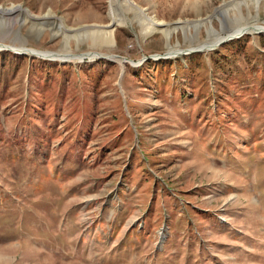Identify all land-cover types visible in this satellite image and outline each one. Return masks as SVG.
Instances as JSON below:
<instances>
[{"label": "rangeland", "instance_id": "rangeland-1", "mask_svg": "<svg viewBox=\"0 0 264 264\" xmlns=\"http://www.w3.org/2000/svg\"><path fill=\"white\" fill-rule=\"evenodd\" d=\"M133 1L0 0V264H264V0Z\"/></svg>", "mask_w": 264, "mask_h": 264}, {"label": "bare ground", "instance_id": "bare-ground-1", "mask_svg": "<svg viewBox=\"0 0 264 264\" xmlns=\"http://www.w3.org/2000/svg\"><path fill=\"white\" fill-rule=\"evenodd\" d=\"M260 1L261 0H229V1H223V3L220 4V6L217 9L220 10V12L222 14H225V17H224L225 19L231 20L232 18H241L242 17V15H241L242 13H240L241 11L239 10L240 6L242 4L248 6L250 3H252V4H254V6L255 5L257 6V4ZM234 8L237 9L238 14L234 13V10H233ZM130 11L134 14L133 19L139 20L142 23V31L145 35H147L151 32H154V31H161V32H163V34L168 39L170 37V34L172 33V31H174L176 29V27H174L173 29L166 28V26L168 24H162V22L157 21V20H155V18L149 16L146 13L145 9L143 7H141L140 5L136 4L133 0H108L107 14H108L109 22L105 26H101V25H91V26H86V27L81 26L79 29H75V30H73V29L70 30L67 27L66 28L64 27L65 28L64 30L66 32H68L67 35L76 36V38H78V40L79 39L82 40V38L83 39L92 38L93 41H100V43L102 41V43H106L108 45H111L114 41L113 40L114 27L118 26L120 24H125L127 21L126 13L130 12ZM228 11L232 12L233 17H231L227 13ZM23 13L25 14L26 18L28 17L31 19L33 17L34 18L38 17L37 15L32 14L28 9L23 8L21 5H11V6L6 7V8L0 6V17H2V16L5 17L7 15L14 16L16 14L22 15ZM49 15H54V14L52 12L48 11V13L44 14V17H47ZM208 18L210 19V16ZM41 19H42V17H41ZM56 19H57L56 22L59 25H64L62 18L57 17ZM209 19H207V20H209ZM188 22L187 21L182 22V23L180 22V27L183 29L188 28L189 26L195 25L196 23H198L199 20H194L192 22L188 21ZM253 24H255V23H253ZM247 27H249V28H235L234 31H228V32L223 31V32H225V34L223 36L222 35L223 32H218L217 30H215V28H213L210 25L208 30L213 34L214 39L209 42V43H211L210 45L206 46V47H208L207 50L213 49L214 47H216L217 44L221 40L227 41L229 39H233L237 36H240V33H242V32L244 33L245 31L249 30L248 32L255 33L258 30H260V29H258L259 27L257 28V26L251 27V26L247 25ZM251 30H253V31H251ZM263 32H264V30H263ZM67 40L68 39H66V41ZM189 51H192V50H189ZM178 52H180V51H178ZM33 53H34V51H33ZM174 53L169 52V53H167V55H173ZM94 54L89 53L88 57L90 59L94 58L97 55V53L95 55ZM73 57L77 58V59L84 58L83 55L73 56ZM109 57H114V56L108 55V58ZM118 59L120 60V58H118Z\"/></svg>", "mask_w": 264, "mask_h": 264}, {"label": "water", "instance_id": "water-1", "mask_svg": "<svg viewBox=\"0 0 264 264\" xmlns=\"http://www.w3.org/2000/svg\"><path fill=\"white\" fill-rule=\"evenodd\" d=\"M256 25H258V24H256ZM255 25V26H256ZM254 25H252L251 27H255ZM257 31V30H256ZM258 32H262L261 30H258ZM243 33V32H242ZM242 33H240V34H242ZM225 40H221L218 44H217V46L220 44V43H222V42H224ZM216 46V47H217ZM0 48H2V49H7V50H11V51H13L14 53H18V54H28V53H26V51H23V50H18V49H15L14 47H11V46H9V45H5V44H1L0 43ZM215 48V47H214ZM213 48V49H214ZM196 51H202V49H198V50H196ZM90 53V52H89ZM89 53H86L87 54V56H88V54ZM54 54V53H53ZM86 54H84L83 56H85ZM31 55H33V54H31ZM113 56H116V55H113ZM164 57H167V53H165L164 55H163ZM123 60H125L124 58H122Z\"/></svg>", "mask_w": 264, "mask_h": 264}]
</instances>
